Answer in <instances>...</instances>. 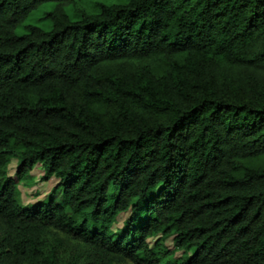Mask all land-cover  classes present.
<instances>
[{"label": "trees", "instance_id": "trees-1", "mask_svg": "<svg viewBox=\"0 0 264 264\" xmlns=\"http://www.w3.org/2000/svg\"><path fill=\"white\" fill-rule=\"evenodd\" d=\"M127 262L264 264V0H0V264Z\"/></svg>", "mask_w": 264, "mask_h": 264}, {"label": "rangeland", "instance_id": "rangeland-1", "mask_svg": "<svg viewBox=\"0 0 264 264\" xmlns=\"http://www.w3.org/2000/svg\"><path fill=\"white\" fill-rule=\"evenodd\" d=\"M54 8V4L52 3H48L43 5L39 10L33 12L27 19L26 24H37L39 26H43V27H49L50 26V21L45 17L46 16V12H48L49 10ZM69 10H72L71 7H67ZM16 162L14 161L13 165H12V169L15 167ZM39 166V163L35 165V168ZM43 172V168L42 165H40L35 171H34V176H30L31 172L28 173H24L22 175H20L21 177V184L23 186L22 190V198H23V203L25 204H30L33 203L34 201H38L41 200L40 198H36L38 195H36V191H38L40 194L39 197H44L45 195L49 194L51 188L54 186V182L56 179V177H53L51 180H44L41 178V173ZM37 177H38V183L40 184V187H35L32 190H28L27 188L36 185V181H37ZM41 178V179H40ZM43 181V182H42ZM25 183V184H23ZM38 185V184H37ZM49 192V193H48ZM36 195V196H35ZM43 195V196H42ZM61 196H57V200L60 199ZM36 200H34V199ZM34 200L32 202H30L31 200ZM128 216V214H122L119 219H118V223L116 225V227L121 226L123 221L125 220V218ZM166 244L170 247L173 248V243L171 239H168ZM67 247L70 249H76L77 247L75 246V244L68 242L67 243ZM181 252H177V255H180ZM122 264H132L130 262L127 263H122Z\"/></svg>", "mask_w": 264, "mask_h": 264}, {"label": "crops", "instance_id": "crops-1", "mask_svg": "<svg viewBox=\"0 0 264 264\" xmlns=\"http://www.w3.org/2000/svg\"><path fill=\"white\" fill-rule=\"evenodd\" d=\"M40 165H41V164L39 163V166H40ZM39 166H38V167H39ZM38 167H36V168L34 167V168L32 169L30 176H34V171H35ZM12 174H13V173H12ZM43 175H44V171L41 173V178L43 177ZM53 177H55V176H52L49 180H51ZM41 178H40V179H41ZM56 179H57V178H56ZM47 181H48V180H47ZM57 181H58V180H55V182H54V183H55L54 186L56 185ZM20 182H21V180H19V182H18V184H17V189H18V192H19V197H20V199H21V202L23 203V198H22V192H23L22 188H23V186H22V184H21ZM42 182H43V181H42ZM39 183H40V182H39ZM39 183H38V177H37L36 185H33V186H31V187H29V188H27V189H28V190H32V189H34V188L37 187V186L40 187V186H39V185H40ZM23 184H25V183H23ZM37 184H38V185H37ZM54 186H53V187H54ZM53 187H52V188H53ZM52 188H51V189H52ZM50 191H51V190H50ZM50 191H49V192H50ZM49 192H48V193H49ZM38 193H39V192L36 191L35 194L38 195L36 198H38V199L40 198L41 200L44 199V198L48 195V194H47V195H45V196L42 198V197H39L40 194H38ZM36 195H35V196H36ZM42 196H43V195H42ZM33 199H34V198H33ZM33 199H32L30 202L36 200V199H34V200H33ZM34 202H36V201H34ZM26 203H29V202H26ZM26 203H25V204H26Z\"/></svg>", "mask_w": 264, "mask_h": 264}]
</instances>
